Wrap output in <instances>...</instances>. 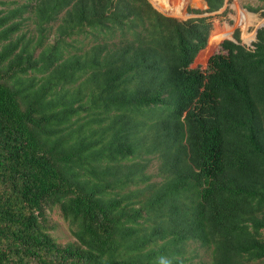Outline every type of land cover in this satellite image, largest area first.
Masks as SVG:
<instances>
[{
    "label": "trees",
    "instance_id": "trees-1",
    "mask_svg": "<svg viewBox=\"0 0 264 264\" xmlns=\"http://www.w3.org/2000/svg\"><path fill=\"white\" fill-rule=\"evenodd\" d=\"M224 3L186 21L148 0L0 10V264H185L191 243L209 264H264V26L192 67ZM26 14L36 48L16 36ZM57 21L59 42L94 43L42 49ZM135 158L158 160L161 181ZM54 207L75 242L46 232Z\"/></svg>",
    "mask_w": 264,
    "mask_h": 264
},
{
    "label": "rangeland",
    "instance_id": "rangeland-1",
    "mask_svg": "<svg viewBox=\"0 0 264 264\" xmlns=\"http://www.w3.org/2000/svg\"><path fill=\"white\" fill-rule=\"evenodd\" d=\"M152 1L157 8L161 6L167 11H175L176 13L174 14H178L179 12V8L173 7L168 0ZM187 1L184 0L185 3ZM4 2H6L8 5L0 6V10H5L10 7L12 8L13 6L10 4L13 2H16L19 5H23L28 2V0H4ZM172 3L174 5H178L179 3H181V0H172ZM185 7L186 6L183 7L180 16H178L179 18L176 19L182 21L183 19L187 18L184 14ZM251 9H257V12H252ZM263 10L264 4L258 2L257 0H225L223 7L217 13L211 14L213 30L211 32L207 48L197 56L192 67L200 68L202 71L206 70V65L209 57L219 51V45L221 42H223L224 40H233V34L236 30L239 31V38L241 43L247 48H250L252 43L255 41L256 31L264 25V17L261 16ZM170 14L169 12H166V14L163 15L172 17ZM245 14L249 16L248 22H245L243 19V16ZM189 15L190 17L194 16L193 14ZM203 16L207 15L204 14ZM24 17L28 19L24 22L20 32L16 36L18 38L23 37V42L31 41L30 47L36 48L39 35L36 32L32 21L30 20V15L26 14ZM58 24L59 21H57L56 23H52L47 27V31L45 32V36L42 40V49L49 47L52 48L53 46H56L64 55H67L69 53H80V50L87 49L94 43V38L89 34L88 30H86V32L82 33L81 35H75L70 39H65L64 42H59V39L56 36V29ZM226 30H230L229 37L224 38L219 42L212 39L213 36L222 34ZM68 45H70V47H68ZM40 52L41 49L37 48L35 51V57H37ZM32 76H36L38 78L41 77L40 74L28 75V77ZM135 162L144 163L145 161H142V158H135L127 162V164L131 165ZM145 163L146 170L144 171V175L150 178V183L160 182L161 179L158 177L159 161L155 158H152L150 161ZM45 215L46 217L44 226L46 232L50 236H52L58 244L66 245L68 243L75 242L68 223L64 221L57 207L47 209L45 211ZM185 258V264H209L211 260V251L207 248L201 247L198 244L191 243L187 246V255Z\"/></svg>",
    "mask_w": 264,
    "mask_h": 264
},
{
    "label": "built area",
    "instance_id": "built-area-1",
    "mask_svg": "<svg viewBox=\"0 0 264 264\" xmlns=\"http://www.w3.org/2000/svg\"><path fill=\"white\" fill-rule=\"evenodd\" d=\"M169 1V3H171L172 4V6L173 7H175V8H179V12H178V14H174V13H176L175 11L174 12H170V11H167V10H164L161 6H159L158 8L153 4V2H152V0H148V2L151 4V6L157 11H160V12H158V13H160V14H166V12L168 13L169 12V14L172 16V17H174V19H176V18H179L178 16H180V13L182 12V10H183V7L184 6H186L185 7V11H184V14L186 15V17L187 18H185V19H183L182 21H186V20H188V19H191V18H197V17H202L205 13H203V11H205V9H206V5H205V0H185V1H187L186 3L184 2V0H181V3H179L178 5H174L173 3H172V0H168ZM185 4V5H184ZM187 10V11H186ZM192 11V10H195V11H199V12H202L201 14H193L194 16L192 17H190V15L189 14H192V13H190L189 11ZM174 14V15H173ZM184 15V16H185ZM207 15V14H206ZM163 16H165V15H163ZM167 17V16H166ZM172 17H170V18H172ZM176 20H178V19H176ZM178 21H180V20H178Z\"/></svg>",
    "mask_w": 264,
    "mask_h": 264
},
{
    "label": "water",
    "instance_id": "water-1",
    "mask_svg": "<svg viewBox=\"0 0 264 264\" xmlns=\"http://www.w3.org/2000/svg\"><path fill=\"white\" fill-rule=\"evenodd\" d=\"M264 26V25H263ZM263 26H261V27H263ZM255 36H256V33H255Z\"/></svg>",
    "mask_w": 264,
    "mask_h": 264
},
{
    "label": "bare ground",
    "instance_id": "bare-ground-1",
    "mask_svg": "<svg viewBox=\"0 0 264 264\" xmlns=\"http://www.w3.org/2000/svg\"><path fill=\"white\" fill-rule=\"evenodd\" d=\"M153 2V1H152ZM164 9V8H163ZM165 10V9H164Z\"/></svg>",
    "mask_w": 264,
    "mask_h": 264
}]
</instances>
